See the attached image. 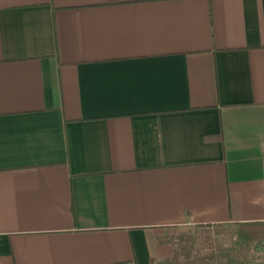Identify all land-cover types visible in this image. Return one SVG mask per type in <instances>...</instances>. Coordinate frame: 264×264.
Masks as SVG:
<instances>
[{
	"label": "crops",
	"instance_id": "obj_1",
	"mask_svg": "<svg viewBox=\"0 0 264 264\" xmlns=\"http://www.w3.org/2000/svg\"><path fill=\"white\" fill-rule=\"evenodd\" d=\"M258 222L264 0H0V264H170L173 228Z\"/></svg>",
	"mask_w": 264,
	"mask_h": 264
},
{
	"label": "rangeland",
	"instance_id": "obj_2",
	"mask_svg": "<svg viewBox=\"0 0 264 264\" xmlns=\"http://www.w3.org/2000/svg\"><path fill=\"white\" fill-rule=\"evenodd\" d=\"M169 233L175 246L170 264H256L264 256V225L249 228L186 225Z\"/></svg>",
	"mask_w": 264,
	"mask_h": 264
},
{
	"label": "trees",
	"instance_id": "obj_3",
	"mask_svg": "<svg viewBox=\"0 0 264 264\" xmlns=\"http://www.w3.org/2000/svg\"><path fill=\"white\" fill-rule=\"evenodd\" d=\"M255 224H258V225H264V222L251 223L250 225H255ZM246 235L249 237V236H250V233L248 232ZM241 236H242V237H246L244 234L241 235ZM248 237H247V238H248Z\"/></svg>",
	"mask_w": 264,
	"mask_h": 264
}]
</instances>
